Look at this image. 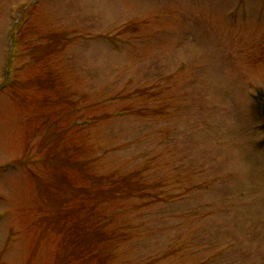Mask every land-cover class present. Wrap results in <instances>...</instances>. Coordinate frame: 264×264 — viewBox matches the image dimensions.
Returning <instances> with one entry per match:
<instances>
[{
	"label": "rangeland",
	"instance_id": "1",
	"mask_svg": "<svg viewBox=\"0 0 264 264\" xmlns=\"http://www.w3.org/2000/svg\"><path fill=\"white\" fill-rule=\"evenodd\" d=\"M264 0H0V264H264Z\"/></svg>",
	"mask_w": 264,
	"mask_h": 264
},
{
	"label": "water",
	"instance_id": "2",
	"mask_svg": "<svg viewBox=\"0 0 264 264\" xmlns=\"http://www.w3.org/2000/svg\"><path fill=\"white\" fill-rule=\"evenodd\" d=\"M260 114H261L262 119L264 120V98L261 102Z\"/></svg>",
	"mask_w": 264,
	"mask_h": 264
}]
</instances>
